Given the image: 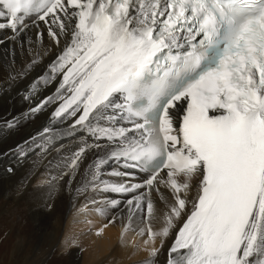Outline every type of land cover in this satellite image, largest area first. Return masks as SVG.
Returning a JSON list of instances; mask_svg holds the SVG:
<instances>
[{
    "label": "snow or ice",
    "instance_id": "obj_1",
    "mask_svg": "<svg viewBox=\"0 0 264 264\" xmlns=\"http://www.w3.org/2000/svg\"><path fill=\"white\" fill-rule=\"evenodd\" d=\"M41 22L50 44L20 39ZM0 31L8 89L31 77L17 92L31 102L55 84L23 114L52 109L18 163L76 143L49 168L71 185L83 165L77 193L127 195L104 203L144 223L145 244L171 236L166 264H264V0H0ZM21 123L5 120L0 138Z\"/></svg>",
    "mask_w": 264,
    "mask_h": 264
},
{
    "label": "bare ground",
    "instance_id": "obj_2",
    "mask_svg": "<svg viewBox=\"0 0 264 264\" xmlns=\"http://www.w3.org/2000/svg\"><path fill=\"white\" fill-rule=\"evenodd\" d=\"M38 32H43L44 45L51 43L42 22L39 28L31 27L20 39L35 41ZM11 35L8 31H0V41H5V43L0 44V49L12 45ZM17 61L19 62V56ZM47 62L46 59L45 63ZM3 63L0 60V64ZM29 81L8 89L2 74H0V89H4L9 93L6 95L0 92V95L6 97L0 96V118L5 117L11 108L12 111L19 113L17 117H21L23 123L20 132L0 138V156L10 150L12 146H15L13 148L15 150L17 145H23L26 140L40 133L49 123L51 108L37 114L34 119L30 120H25L23 114L30 107L35 106L39 99L50 95L55 88V84L42 91L39 97L29 102L17 94L18 91L26 89ZM11 99L14 100L12 104ZM71 122L68 121L63 127H67V124ZM77 135H82V133ZM76 147H78L76 143L66 144L61 153L52 152L43 161L40 156L30 154L26 161L22 163L16 161L14 158L15 153L12 150V166L14 169L12 175L15 177L13 178L14 183L10 185L11 188L9 189L11 195L7 196H11L14 200L26 199L32 207L33 212L31 213L36 216L37 222L35 223L42 227L46 234L44 236L50 240L48 249L39 252L40 255L38 254L39 256L35 257L30 264L46 263L51 251L57 248L62 253L67 252L70 260L76 264H151L153 259L155 264H166L168 248L172 241L171 236L165 240L163 247H161L160 238H157L154 244H145L144 241L148 239L147 232L143 237L137 234L140 228L145 227V224L137 222L135 217L130 223L127 219V209L123 203H121L120 208H111L104 203L105 199L124 201L128 198L127 195L99 193L93 191L91 187L86 188L82 193H77L75 191L76 187L82 184L83 165L71 185L67 183L68 176L61 178L59 169L55 166L49 168V160H58L60 156L68 153L69 149H75ZM91 159L90 156L88 160L84 161V165ZM112 167L113 165H108L105 171H111ZM53 176L56 179H53ZM141 177L142 174H137L136 180L139 181ZM10 178L12 179V177ZM104 178L114 182L120 181L119 177L110 175H105ZM0 182H2L1 190L5 191L10 183L5 180L1 181V179ZM161 191L166 195H170L167 189H161ZM152 197L157 208V219L152 221V228L154 231H158L163 224L164 205L155 192L152 193ZM109 221L113 222L110 223ZM125 225H128L127 231H125ZM98 232L100 234H97ZM152 248L160 249L159 255L155 258L150 256ZM80 250L82 251L81 255H79Z\"/></svg>",
    "mask_w": 264,
    "mask_h": 264
},
{
    "label": "rangeland",
    "instance_id": "obj_3",
    "mask_svg": "<svg viewBox=\"0 0 264 264\" xmlns=\"http://www.w3.org/2000/svg\"><path fill=\"white\" fill-rule=\"evenodd\" d=\"M0 96L6 98L2 95ZM13 101L11 99V104ZM18 114L10 108L5 117L0 118V127L3 126L5 120L17 117ZM22 125L23 123L13 134L20 132ZM14 147L12 146L10 150L2 153L0 156L2 157L0 160V164H2L0 165V179L1 181L5 180L10 183L9 187L3 191L1 190L2 182H0V264H30L35 257L40 255L39 252L48 249L50 240L44 236L46 234L42 227L38 223H35L37 222L36 216H34V213H31L33 212L32 207L26 199L14 200L11 196H7L11 195L9 189L11 188L10 185L14 183L13 178L15 177L12 175L14 174L13 172L9 173L7 171L9 168H13L12 150ZM81 253L82 251L80 250L79 255ZM45 264L76 263L70 260L67 252L62 253L57 248L51 251Z\"/></svg>",
    "mask_w": 264,
    "mask_h": 264
}]
</instances>
